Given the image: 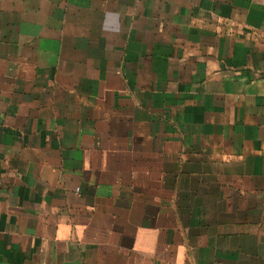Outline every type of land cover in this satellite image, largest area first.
Returning a JSON list of instances; mask_svg holds the SVG:
<instances>
[{
	"label": "crops",
	"instance_id": "0c3cea01",
	"mask_svg": "<svg viewBox=\"0 0 264 264\" xmlns=\"http://www.w3.org/2000/svg\"><path fill=\"white\" fill-rule=\"evenodd\" d=\"M0 264H264V0H0Z\"/></svg>",
	"mask_w": 264,
	"mask_h": 264
},
{
	"label": "built area",
	"instance_id": "2783aa9c",
	"mask_svg": "<svg viewBox=\"0 0 264 264\" xmlns=\"http://www.w3.org/2000/svg\"><path fill=\"white\" fill-rule=\"evenodd\" d=\"M76 191H78V189H76Z\"/></svg>",
	"mask_w": 264,
	"mask_h": 264
}]
</instances>
